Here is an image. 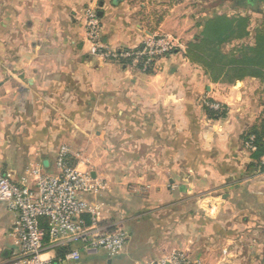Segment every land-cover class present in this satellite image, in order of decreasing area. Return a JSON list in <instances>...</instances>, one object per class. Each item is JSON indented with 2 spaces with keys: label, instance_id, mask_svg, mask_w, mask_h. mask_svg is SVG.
Instances as JSON below:
<instances>
[{
  "label": "crops",
  "instance_id": "0c3cea01",
  "mask_svg": "<svg viewBox=\"0 0 264 264\" xmlns=\"http://www.w3.org/2000/svg\"><path fill=\"white\" fill-rule=\"evenodd\" d=\"M152 5L0 0V172L28 184L34 169L55 176L58 151L66 145L80 170H87L81 168L87 161L98 167L90 170L93 177L109 173L151 183L154 203L167 202L154 210L169 209L173 200L190 198L198 183H210L215 264H264V155L254 159L243 140L264 118V77L213 82L186 48L201 31L197 23L215 14L207 16L193 1L178 16L163 0L155 5L160 17ZM89 6L110 48L143 47L153 34L145 19L155 17L184 47L150 72L104 61L88 41ZM205 96L224 110L208 111ZM81 150L90 152L82 157ZM89 200L105 227L126 226L134 212L130 195L115 186ZM15 220L0 203V264H14Z\"/></svg>",
  "mask_w": 264,
  "mask_h": 264
},
{
  "label": "built area",
  "instance_id": "2783aa9c",
  "mask_svg": "<svg viewBox=\"0 0 264 264\" xmlns=\"http://www.w3.org/2000/svg\"><path fill=\"white\" fill-rule=\"evenodd\" d=\"M86 32L93 54L105 61L121 62L145 72L157 69L159 59L182 48L177 39L166 34H151L143 47L113 49L103 39L102 22L92 6L85 9ZM202 105L222 112L221 103L202 99ZM254 135L244 140L245 148L255 152ZM68 146L58 151L55 176L33 170V183L16 182L0 172V202L6 204L16 220L13 234L17 252L14 264H81V252L94 254L104 250L109 259L118 256L129 240L120 225L103 226L90 197L102 188V181L90 171L80 170L72 160ZM87 215L90 218H87ZM79 244L72 248V245ZM62 251L63 253H60ZM146 264H204L201 258L173 250Z\"/></svg>",
  "mask_w": 264,
  "mask_h": 264
},
{
  "label": "rangeland",
  "instance_id": "374dc122",
  "mask_svg": "<svg viewBox=\"0 0 264 264\" xmlns=\"http://www.w3.org/2000/svg\"><path fill=\"white\" fill-rule=\"evenodd\" d=\"M134 1L137 3L146 1L149 6L153 4L152 12L160 15V17L163 15V12L155 8V5L162 3L163 0ZM193 1L195 5L201 6L202 12L207 16L214 14L238 15L245 13L242 8L245 0ZM165 2L171 6L175 5V14L178 16L182 15L180 13L185 8L192 6V2H189V0H165ZM169 8H165V11L170 13ZM162 21L163 18L159 19L158 17L145 19V22L149 25V30L153 34L168 35L167 32L161 29ZM261 23L262 21L259 18L252 17V31L260 26ZM253 42V35H251L243 42H235L224 46V51H233V49L243 45L251 46ZM89 152L86 150L80 151L82 157H87ZM80 159L82 160V158ZM82 166L81 168H85L87 171L98 168L89 163V161ZM102 168L105 169V167ZM101 181L102 188L100 191H111L115 186L116 190L125 192L131 197V205L134 212L130 214L131 220L129 223L126 226H121L128 231L129 240L121 253L112 258V260L107 258L108 256L104 250H99L90 255L82 251L81 264H146L175 249L184 251L191 257L200 255L198 258H201L204 264H215V187L211 188L210 183H198V189L194 190L190 198L184 199L182 202H179V200L174 202L173 200V204L169 209L157 208L154 210L156 207L166 205L167 202H163V198H160L157 203H154L153 198L150 196L151 183L147 181L125 180L121 176L116 178L112 174L109 175V173L101 178ZM164 185L166 186L168 183L166 182ZM198 200L200 205L197 203ZM0 203L6 206L5 203ZM78 246L79 244H75L72 245V248Z\"/></svg>",
  "mask_w": 264,
  "mask_h": 264
},
{
  "label": "trees",
  "instance_id": "16d2710c",
  "mask_svg": "<svg viewBox=\"0 0 264 264\" xmlns=\"http://www.w3.org/2000/svg\"><path fill=\"white\" fill-rule=\"evenodd\" d=\"M242 8L247 15L215 14L203 23H197L196 26L201 28L200 33L187 42L186 56L203 67L213 82L264 77V0H245ZM252 17L262 21L254 31L251 29ZM251 35L254 41L251 46L243 45L233 51H224V46L243 42ZM208 111L215 114L211 109ZM250 135L255 136L254 144L257 147L252 157L259 161L264 155V118L245 132L243 140Z\"/></svg>",
  "mask_w": 264,
  "mask_h": 264
},
{
  "label": "water",
  "instance_id": "95a60500",
  "mask_svg": "<svg viewBox=\"0 0 264 264\" xmlns=\"http://www.w3.org/2000/svg\"><path fill=\"white\" fill-rule=\"evenodd\" d=\"M119 1H120V0H114L115 3H118ZM100 15H102V14L100 13Z\"/></svg>",
  "mask_w": 264,
  "mask_h": 264
}]
</instances>
